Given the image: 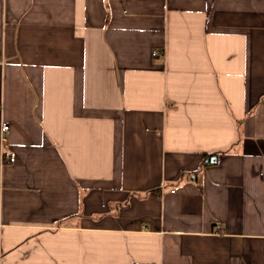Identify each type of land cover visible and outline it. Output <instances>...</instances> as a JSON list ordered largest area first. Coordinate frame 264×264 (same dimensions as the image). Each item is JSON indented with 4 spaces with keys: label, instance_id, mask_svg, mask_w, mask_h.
<instances>
[{
    "label": "crops",
    "instance_id": "obj_1",
    "mask_svg": "<svg viewBox=\"0 0 264 264\" xmlns=\"http://www.w3.org/2000/svg\"><path fill=\"white\" fill-rule=\"evenodd\" d=\"M0 264H264V0H0Z\"/></svg>",
    "mask_w": 264,
    "mask_h": 264
},
{
    "label": "built area",
    "instance_id": "obj_2",
    "mask_svg": "<svg viewBox=\"0 0 264 264\" xmlns=\"http://www.w3.org/2000/svg\"><path fill=\"white\" fill-rule=\"evenodd\" d=\"M156 54H157V53H156ZM2 131H3L4 133H6V132L9 131V125H8L7 123H3ZM3 141H6V138H4Z\"/></svg>",
    "mask_w": 264,
    "mask_h": 264
}]
</instances>
